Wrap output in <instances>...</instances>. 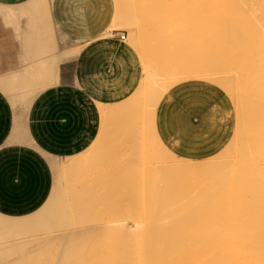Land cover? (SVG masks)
<instances>
[{
  "label": "crops",
  "instance_id": "0c3cea01",
  "mask_svg": "<svg viewBox=\"0 0 264 264\" xmlns=\"http://www.w3.org/2000/svg\"><path fill=\"white\" fill-rule=\"evenodd\" d=\"M179 1L0 0V80L10 83L14 72L17 92L13 101L0 87V213L23 216L45 203L53 187L49 157L71 158L100 135L118 137L122 121L102 111L138 90L146 64L180 52L168 32ZM118 5L139 19L131 28L112 27ZM6 12L12 22H4ZM27 33L33 36L28 47ZM166 33L167 43L160 40ZM236 125L231 96L206 78L176 82L156 108L160 141L186 159L220 152ZM125 126V139L141 137L138 125Z\"/></svg>",
  "mask_w": 264,
  "mask_h": 264
},
{
  "label": "bare ground",
  "instance_id": "6f19581e",
  "mask_svg": "<svg viewBox=\"0 0 264 264\" xmlns=\"http://www.w3.org/2000/svg\"><path fill=\"white\" fill-rule=\"evenodd\" d=\"M12 14L5 13V23L12 22ZM138 20L125 14L118 5L112 27ZM31 25L27 17L24 26L27 29ZM23 41L27 47L32 44V34H25ZM184 59L179 52L166 55L157 66L146 64L138 90L125 101L103 109L104 117L115 114L122 121V128L118 129L120 139H125L124 125L132 128L138 125L144 149L159 146L171 155L157 135L155 114L160 98L173 84L193 77L210 79L228 89L238 101L244 88L239 82L235 85V76L244 73L246 78H258V71L264 69V60L255 62L249 54L217 53L204 68H183ZM14 79L15 73L11 72L10 83L0 80V87L13 101L17 99ZM259 80L264 84V78ZM254 117L255 123L264 128V102L254 109ZM232 142L240 146L244 180L254 185L256 177L263 181L264 146L253 145L241 127L236 128ZM100 144L101 135L86 151L63 163L49 157L57 184L37 210L23 216L0 213V264H264V203L257 206L255 201V206L242 207L233 224L209 221L203 225L193 221L195 215L190 214L193 208L184 204L174 208L170 216L173 222L147 228L141 222L122 223L108 194L80 198L77 180L82 175L76 170L94 156ZM171 156L183 173L212 167L220 159L194 163L193 159ZM64 168L73 170L66 179ZM169 176L162 174V183L168 184ZM166 192L168 200L175 199L172 191ZM134 210L137 217L138 211Z\"/></svg>",
  "mask_w": 264,
  "mask_h": 264
},
{
  "label": "rangeland",
  "instance_id": "374dc122",
  "mask_svg": "<svg viewBox=\"0 0 264 264\" xmlns=\"http://www.w3.org/2000/svg\"><path fill=\"white\" fill-rule=\"evenodd\" d=\"M175 9L179 16L174 18L168 32L174 33L175 40L180 43V53L185 57L183 68L208 67L217 53L249 54L255 62L264 60V0H180ZM119 26L132 27L124 23ZM162 39L167 43L169 33L161 36ZM258 74V78L263 79L264 69ZM235 77V85L239 82L244 88L240 91L239 102L222 87L236 106V128L241 127L246 137L253 140V145L264 146V128L255 123L254 117V109L264 102V84L256 76L246 78L244 73ZM233 137L234 134L216 155L192 160L205 163L220 158L212 167L195 173L181 172L175 166V158L159 146L144 149L141 137L134 136L132 142L130 138L122 140L119 136L101 138L94 156L76 170L82 175L77 180L80 198L108 194L122 223L141 222L147 228L149 225L156 227V223L173 222L170 216L174 208L184 204L193 208L189 212L195 215L193 221L197 224L209 221L233 224L242 207L255 206V201L257 206L264 203V180L256 177L257 185L244 180L243 156L240 146L232 142ZM67 159L59 160L63 163ZM72 171L63 169L65 179ZM164 173L170 174L168 184L162 183ZM56 184L53 170L52 191ZM167 190L173 192L174 200L167 199ZM135 208L137 217L133 212Z\"/></svg>",
  "mask_w": 264,
  "mask_h": 264
},
{
  "label": "built area",
  "instance_id": "2783aa9c",
  "mask_svg": "<svg viewBox=\"0 0 264 264\" xmlns=\"http://www.w3.org/2000/svg\"><path fill=\"white\" fill-rule=\"evenodd\" d=\"M120 37L124 38L125 37V33L124 32L120 33Z\"/></svg>",
  "mask_w": 264,
  "mask_h": 264
}]
</instances>
